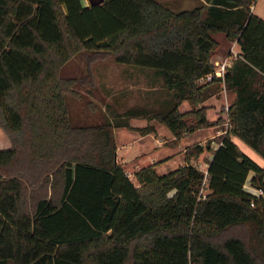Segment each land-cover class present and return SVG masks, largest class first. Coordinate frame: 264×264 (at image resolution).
<instances>
[{
    "label": "trees",
    "instance_id": "trees-1",
    "mask_svg": "<svg viewBox=\"0 0 264 264\" xmlns=\"http://www.w3.org/2000/svg\"><path fill=\"white\" fill-rule=\"evenodd\" d=\"M254 1L173 10L157 0H0V127L11 143L0 150V264H264V165L230 137L264 160V20ZM215 32L240 51L222 76L201 80L214 70ZM83 50L150 70L166 98L76 119L68 98L90 78L62 67ZM222 86L235 97L216 148L188 145L183 164L162 174L144 165L132 182L114 128L155 132L130 125L143 116L178 140L220 124L203 101ZM205 150L201 170L191 160Z\"/></svg>",
    "mask_w": 264,
    "mask_h": 264
},
{
    "label": "rangeland",
    "instance_id": "rangeland-1",
    "mask_svg": "<svg viewBox=\"0 0 264 264\" xmlns=\"http://www.w3.org/2000/svg\"><path fill=\"white\" fill-rule=\"evenodd\" d=\"M174 1L175 0H165L162 4L173 10L188 9L194 6L187 0H179L175 3ZM215 58L217 57H212V60L214 61ZM215 62L214 66L216 67ZM218 62H220V60ZM62 74L90 78L89 82H83L80 86L76 85L75 91L77 95H70L68 98V108L76 119L85 118L90 122H101L106 117L112 118L114 112L122 113L125 109L133 106H155L156 103L166 98L164 91L160 87L159 79L154 77L150 70L116 63L112 56L107 54H92L84 50L80 51L63 65ZM187 105L189 104L187 103ZM181 108L182 106L180 109ZM156 122L157 121L149 120L143 116L129 119L130 125L135 127ZM158 124L161 129V135H158V137L164 138V145L170 146L176 144L177 140L168 139L171 136L170 130L165 125L161 123ZM206 128L207 127H202L199 128L200 130L197 132L183 135L178 140L179 144H190V140L194 137L200 138ZM114 130L118 146H121L122 139L123 141L124 139L127 140V137L129 136L130 138L133 133V135H138V133L129 131L124 127H115ZM153 138L154 137L151 135V138L144 137L139 143L134 141L133 144L128 147V152L125 151V153H129L132 150H139L142 144L148 146L150 144L155 145L156 140ZM208 140H211L210 144L213 140L215 145L218 138L216 136ZM206 141H202V144ZM10 144L8 136L0 127V150L9 148ZM207 154L208 152L206 150L198 157L192 159L191 163L196 165L199 169L205 170V162L208 158ZM178 162L183 164L185 161L184 159L179 160V158L167 159L158 166L157 171L165 172L172 170L178 166ZM123 168L129 175L130 169L126 166H123ZM205 192L206 190L203 189V193Z\"/></svg>",
    "mask_w": 264,
    "mask_h": 264
},
{
    "label": "crops",
    "instance_id": "crops-1",
    "mask_svg": "<svg viewBox=\"0 0 264 264\" xmlns=\"http://www.w3.org/2000/svg\"><path fill=\"white\" fill-rule=\"evenodd\" d=\"M99 1H101V0H81L83 5H88L90 3L99 2ZM157 1L163 3V1H165V0H157ZM178 1L179 0H175L174 3L178 2ZM187 1H189L191 4L196 6L200 3L201 0H187ZM251 11L254 12L255 14H257L258 16H260L264 20V0H255L251 6ZM212 36L219 42L218 48L215 49L211 54V60H212V57H214V56L217 57V58H215L214 61L212 60V62L214 63L215 61L218 62L220 60V62L225 61V63L227 65H229L232 58L235 57L236 55H238V53L240 51L237 41L236 40H233V41L228 40L222 32H215L212 34ZM234 97H235L234 92H228L222 86L219 89V91H217L215 94L209 96L208 98H206L203 101V104L208 106L207 107V118L209 120H215L217 117L220 116V117L224 118V121L222 122V124L207 126V128L204 129L201 137L200 138H197V137L192 138L190 140L191 142H189L190 144L180 145L178 142V140H179L178 139L176 144H172L170 146H167V145L165 146L164 145L165 144L164 138L158 137V135H161L160 134L161 129H160L159 124H158L159 122L152 123L155 127V132L147 133V134H140L138 131H136L134 129L127 128L125 126L117 127V128L124 127L129 131L138 133V135L137 136L133 135L134 134L133 133L130 138H129V136L127 137L128 138L127 140L124 139V141H123V139H122L123 142L121 141V146H118V144L116 142V137H115L116 160L119 163H121L122 166H126L130 169V173H129V175L128 174L127 175L132 180V182H134L135 184H136V181H134L135 180L134 171L136 169L144 166V165L155 162V170L157 173L162 174V173L167 172V171H165V172H158L157 171L158 166H160L165 160L172 159V158H179V160L180 159L183 160L184 159V149L186 146L194 144V143L202 144V141L212 139V138H214L220 134H223L225 132V130L227 128L226 109H227L228 104L231 101H233ZM187 103H188L187 101H183L179 105V109L181 106H182V108L180 109L181 111L189 109L190 105H187ZM134 117H142V116H134ZM134 117H132V118H134ZM144 125H146V124H144ZM144 125H140V126H144ZM198 130H200V129L198 128L194 131L186 132L183 135H186L189 133L192 134L194 132H197ZM114 135H115V130H114ZM151 135L154 137L153 139L156 140L155 145L150 144L148 146V145L142 144L140 146L139 150H132L129 153H125V151L128 152V147H130V145H132L134 141H136V143H139L141 140H143L144 137H150L151 138ZM230 137L242 152H244L249 157H251L260 166L264 165V160L253 149H251L247 144H245L242 140H240L238 137H236L234 135H230ZM168 139H170V140L174 139V136L172 135V133ZM217 143L218 142H216L214 145L213 140H212V143L210 144L212 149L216 148V146L218 145ZM207 152H208L207 157L209 158L211 155V150H209ZM118 159H120V160H118ZM184 161H185V159H184ZM205 164H206V162H205ZM252 174H253V172L250 171L248 173V178H250V176ZM244 188L246 190L254 193V194L259 193V190L250 186L248 181L245 182Z\"/></svg>",
    "mask_w": 264,
    "mask_h": 264
},
{
    "label": "built area",
    "instance_id": "built-area-1",
    "mask_svg": "<svg viewBox=\"0 0 264 264\" xmlns=\"http://www.w3.org/2000/svg\"><path fill=\"white\" fill-rule=\"evenodd\" d=\"M215 63H216L215 64L216 67L214 66V70L212 72L208 73L207 75H205L203 78H201V80H208V79H210V77L212 75H217V76H222L223 75L225 67L228 66V65L225 63V61H222V62H217L216 61ZM204 183H205V181H203L202 186L199 189V194H198L199 197L200 196H202V197L204 196V193H203ZM250 204L253 205V202H251Z\"/></svg>",
    "mask_w": 264,
    "mask_h": 264
}]
</instances>
